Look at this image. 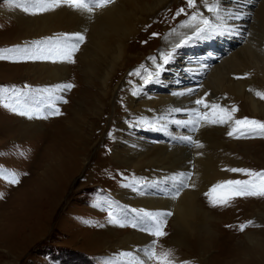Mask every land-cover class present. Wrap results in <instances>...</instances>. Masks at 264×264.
<instances>
[{"label":"rangeland","instance_id":"rangeland-1","mask_svg":"<svg viewBox=\"0 0 264 264\" xmlns=\"http://www.w3.org/2000/svg\"><path fill=\"white\" fill-rule=\"evenodd\" d=\"M203 1L194 0V7H189L188 0H178L179 3L175 6V17L178 20L173 21L169 27L165 26L166 34L159 41L160 44L147 47L143 51L137 49L135 50L137 52L125 53L124 56L118 57L115 47L112 46L105 56H98L92 64L85 61L87 59L84 57L92 51L91 39L94 36L91 32L83 35V42L72 55L71 59L74 62L65 61L68 70L70 67L69 72L71 73L73 69L78 74L83 90L75 94L74 87L71 90L65 89L58 96L62 99H56L57 97L47 95L38 86L30 85V82H34L31 76H24L28 72L26 68L29 67V61L31 63L36 61V59L25 57L39 53V48H36L33 41L26 40L30 37L28 32L12 40L11 38L14 37H12L9 22L11 18L7 16L10 11L21 10L23 7L9 3V0H0V50L17 47L24 50L13 53L4 52L2 54L9 58L0 59V264L122 263V261L117 263L111 257L110 251L113 249L108 246L116 244L114 239L108 240L97 250H93L91 245L97 232L100 234L116 231L119 237L125 230L132 229L136 225L134 221L132 222V218L136 217L130 213V208L123 202L117 201L115 197L117 192L137 184H132L131 173L125 177L124 172L114 168L118 163L112 158V146L121 128L116 121L113 125V121L130 113L125 103V94L130 90L129 85L138 79V75L147 69L149 63L157 60V56L162 57L171 50L170 46L174 43L173 40L178 36L179 31L184 29V24L194 15L196 16L195 5L200 6ZM16 4L24 3L16 0ZM171 5L172 3H169L167 7ZM256 7L258 14L249 20L246 29L240 32L241 35H245L244 38L241 39L239 34L222 37L207 36L206 39L194 43V46L185 43V47L178 50L180 56L175 64L180 63V59H183L186 53L192 59L206 57L215 65V70L220 74L225 86L228 82L232 83L233 79L240 78L239 86L242 88V95H238V92L234 90L235 82L230 85L229 91L227 87L225 88L231 115L236 120L247 118L264 123V98L256 94L257 92L264 94V69L263 66L258 65L262 63L261 61L257 62L258 64L255 62L264 56V14L262 13L264 0H257ZM180 9L184 11L180 12ZM132 22L134 20L130 24ZM246 46L251 48L250 53L247 52ZM219 53L222 54L220 57ZM127 57L131 59L128 65L124 61ZM230 57L237 60L235 62L237 66L233 65L232 61L228 64ZM166 64L168 65V61ZM18 65L22 69L17 72L18 75H15L14 69L19 68ZM107 72L109 75L118 74L114 79L110 78L113 81L107 88V97L103 101V107L101 106L105 108L104 122L94 130L97 126L94 123L97 117L95 110L96 107L99 108L95 99L102 94L101 80ZM211 76L212 74L203 77L202 81L212 88ZM179 78L181 82L173 83L172 77L163 75L162 80L152 83L147 92L143 93L144 95L133 101L134 108L146 107L159 95L167 94L174 89L196 85L187 75H181ZM111 89H114V92ZM119 89H125L121 97H119ZM249 91H253V94ZM72 93L74 95H71ZM249 95L254 100L253 105L248 100ZM13 108L17 111H12ZM233 108L236 110L232 111ZM56 109L61 114H49ZM19 111H28L33 118L22 116L18 114ZM176 115L182 116V114ZM50 119L58 120L48 122ZM184 119L186 118L182 120ZM187 121L195 125L193 136L203 145V147H195L191 144L190 151L198 156L199 162L203 161V155L211 157L217 174L212 180L204 182L201 181L200 174L198 175L197 172L196 176L190 177L188 183L175 195L174 200L184 195H191L198 203L199 211L195 216L194 227L190 231L183 230L174 223V217L171 214L166 215L158 228L149 230L152 236L150 249H154L156 256L170 253L167 259L173 264H183L185 261L189 264H211L213 248L222 247L224 241L236 236V242L232 247L235 255L232 264H264V196L237 194L236 189L240 186L224 183L249 179L255 180L257 184L260 183L255 176L233 172L231 169L249 168L253 173L264 172V155L263 159L261 157V163L249 162L254 146L257 152L264 154V134H260L259 130L253 132L251 126L238 125L235 127V132L228 135L223 131L228 126L226 123L221 128L208 130L199 126L202 121L199 120L198 124L197 118L191 117ZM50 125H56L58 129H61L59 135L66 136L65 140L74 141L77 154L80 151L78 155L73 152L71 158L64 157L58 161L59 178L71 171L59 198H57V191L48 198L39 196L41 198L36 207L35 200L29 201L31 197L28 193L27 179L33 180V175L25 177V171L27 166H35L36 176L43 178L46 175L45 172L56 164V156L51 158L53 149L50 147L51 144L55 146V138L44 141L45 145H49L43 156L39 155L42 147L38 137L43 129L49 128ZM129 130V133H143L146 139L150 138L161 143L169 137L156 129L143 127L140 123L134 124ZM185 131L188 133L189 130ZM73 161L75 163L72 166ZM103 161L105 164L110 162L111 167H107V164L100 165ZM59 171L62 172L59 173ZM13 179L18 180V183H12ZM217 197L224 198L223 207L227 209L230 207L228 209L230 218L227 219L224 216L227 212H221L220 201H218L220 199L216 200ZM39 202L42 203L39 204ZM13 205H15L14 209H12ZM31 206L33 207L29 208ZM109 213L119 223H111ZM220 214L224 216L222 219L219 218ZM219 220L225 222L228 220V222H221V227L218 225ZM249 221L252 223L249 224ZM121 224L124 226H120ZM241 225L247 226L241 230ZM219 229L222 231L221 239L224 237L222 241L216 238ZM157 230L163 234L154 235L153 233ZM145 264H158V261L155 258L149 259L147 256Z\"/></svg>","mask_w":264,"mask_h":264},{"label":"bare ground","instance_id":"bare-ground-1","mask_svg":"<svg viewBox=\"0 0 264 264\" xmlns=\"http://www.w3.org/2000/svg\"><path fill=\"white\" fill-rule=\"evenodd\" d=\"M20 1L22 3L27 2V0ZM152 1L154 2L152 3ZM169 3H172V5L167 7ZM178 3V0H157L156 2L155 0H112L111 3L104 7L94 8L91 13L74 10L72 7L61 4L59 7L44 12H37L36 14H33L31 8L27 12L22 8L17 11H10L7 16L9 19L11 18L9 22L12 37H14L11 38L12 40L18 38L20 35L22 37L26 32L30 33V37L26 39H29L30 42L46 41L48 38H51V43L36 45V48L44 49L45 53L57 41H62L65 36H72L77 33L85 35L91 32L94 36L91 39L92 51L84 58L87 59L85 61L94 64L98 56H105L106 52L112 46L115 47V52L118 57L124 56L125 53L132 54L133 52H137L135 51L137 49L143 51L147 47L155 46L165 37V26L169 27L173 21L178 20L175 17V6ZM256 6L257 0H204L202 5L199 6L196 4V19L193 20L190 18L186 24L203 28L205 26L199 22L202 19H207L211 25V30H206L196 35L194 34L195 30L193 27L185 26L183 30L179 31L178 36L174 38V43L170 46L171 50L162 57L157 56V60L149 63L147 69L138 75V79L129 85L130 90L125 94V103L130 113L113 121V125L116 121V124L118 123L117 125L121 129L112 146V158L118 163L114 168L124 172L125 177L131 173L132 184H137L136 186L130 185L124 191L115 194L117 201L123 202L130 208V213L136 217L135 219L132 218V222L134 221L136 225L132 229L125 230L119 237L116 231L100 234L97 232L91 241L93 250L103 247V244H106L108 240L113 241L112 239H114L116 244L114 246H108V248L113 249V251H110L111 257L117 263L122 261L120 264H145L148 256L146 250L150 249L152 243V236L149 234V230L156 228L157 221L160 224L163 217L166 216V213H170L174 217V223L181 229L190 231L194 227L195 216L199 211L198 203L191 195H184L174 200L175 195L188 183L190 177L196 176L197 172L198 175L200 174L201 181L204 182L205 180L206 182L212 180L217 172L211 157L203 155V161L199 162L198 156L190 151L191 144L184 138L190 136L196 141V138L193 136L195 125L189 123L187 120L191 119V117L197 118L198 124L199 120L202 121L199 126L201 125L208 130L221 128L224 123H212L211 121L214 117L224 116L226 118L227 115H231L225 88L227 87L229 91L231 89L230 85H233L235 82L236 86H234V90L238 92V95H242L243 91L241 86H239L240 78L238 76L239 80L233 79L232 83L228 82V85L225 86L221 81L220 74L215 70V65L212 64L211 59H207L206 57L192 59L186 53L183 56L184 58L180 59V63L176 65L175 63L180 56L178 50L180 51V48L183 49L185 43L190 44L189 46H194V43L206 39L205 37L207 36L222 37L224 35L239 34L241 39L244 38L245 35H241L240 32H243L248 26V21L255 18L258 14L255 10L257 8ZM210 7L216 10L208 11ZM262 13L264 14V10ZM133 20L134 22L130 24ZM154 33L157 35H153ZM186 47L188 46L186 45ZM246 50L250 53L251 48L246 46ZM138 54L140 53L138 52ZM169 54L171 55L169 56ZM218 55L220 57L222 54L219 53ZM249 56L251 55L249 54ZM128 57L126 60L124 59L127 65L131 60ZM165 59H167L168 65L164 62ZM231 61L235 65L237 60L232 57L231 60L229 59L228 64ZM259 61L262 63L258 64L257 62ZM220 62L222 64L224 63V61ZM255 62L259 66H263L264 69V56L255 60ZM28 68H26L28 72L24 76H31L30 78L34 82H30V85L38 86L47 95L54 97L60 96L62 92L57 91V86L67 83L74 85L73 92L75 91V94L79 90H83V85L79 81L76 71L71 69L72 71L70 73V67L68 70L67 66H65V60L57 56H52L50 59H36L32 63L29 61ZM21 69L20 66L14 69L16 70L15 75H18L17 72ZM162 73L163 75H167L168 78L172 77L171 81L173 83L181 82L179 77L181 75H187L189 79L194 80L196 85L172 89V92L159 95L146 107L134 108L133 101L141 97V95H144L143 93L147 92V89L150 88L152 83H157L162 80ZM210 74H212V80H210L212 88L202 81L203 77L209 76ZM116 75L113 73L109 75L107 72L103 76L101 80L103 88L101 89L102 94L99 98L95 99L96 105H99V108L103 107V101L107 97V88ZM111 77L113 79H110ZM138 90L139 92H137ZM111 91L114 92V89H111ZM199 92H201L200 95H198ZM124 93L125 89H119V97L123 96ZM249 93L253 94V91H249ZM71 95L74 94L72 93ZM197 100H203V104H196L195 102ZM248 100L253 105L254 100L251 95L248 96ZM214 105L218 107H213ZM99 108L96 107L95 110L97 117L94 123L97 126L94 130L100 127V123L104 122L103 115L105 108L101 110ZM220 109H225L226 111L221 113L219 111ZM116 110L117 107L115 108ZM176 114H182V116L179 117ZM231 117L232 119L226 123L228 126L223 130L225 133L233 132V129L238 126L235 124L236 119L232 115ZM183 118L186 119L182 120ZM53 120L58 119H50L48 122ZM137 123L142 124L143 127L161 131L164 136H169L166 137L168 140L161 143L150 138L146 139L143 133H129V129ZM60 130L56 125H50L49 128H44L38 137L42 147L41 154H39L40 157L43 156L44 152H46L45 149L48 147L47 145H49H45L44 141L56 139L55 146L50 145L53 149L51 158L56 156V164L45 172L46 175L43 178H39L38 175L36 176L35 166L26 167L27 172L25 171V177L33 175V180L30 178L27 179L29 181L28 193L29 197H31L29 201L32 199L35 200L36 207L38 200L41 198L39 196L48 198L57 191V198H59L68 182L71 171L59 178L58 161H61L64 157H67V159L71 158L73 152L75 155H78L80 151H78V154L75 152L76 144L74 141L65 140L66 136L59 135ZM185 130H189L188 133ZM135 140H137L136 143ZM140 144L142 145L140 146ZM255 147H253L252 153L250 154L249 162L253 161L254 164H257L258 162H262L261 157L263 159L264 154L263 152H257ZM74 163L75 161H73L72 166ZM109 163H106L107 167H111ZM106 164L103 161L100 165L105 166ZM248 170L250 169L248 168ZM61 172L59 171V173ZM29 197L27 198L29 199ZM219 199L221 212H227L224 216L227 219L230 218V212L228 210L230 207L228 209L225 206L223 207L222 201L224 198ZM41 203L39 202V204ZM14 206L12 209H14ZM217 211L219 212V210ZM146 213H151L152 215H145ZM224 216L220 214L219 218L222 219ZM153 217H156V219H153ZM221 222L226 223L228 220L226 222L219 220L218 225L222 227ZM221 233L222 231L219 229L216 238L222 241L224 237L221 239ZM231 233L235 234V232ZM235 242L236 236L224 241L222 247L213 248L211 264H232L235 256L234 248L232 247Z\"/></svg>","mask_w":264,"mask_h":264},{"label":"snow or ice","instance_id":"snow-or-ice-1","mask_svg":"<svg viewBox=\"0 0 264 264\" xmlns=\"http://www.w3.org/2000/svg\"><path fill=\"white\" fill-rule=\"evenodd\" d=\"M112 0H27L26 3L24 4H16V0H9V3L14 4L15 6L18 7H23L24 10L27 12L31 8L33 10V14H36L37 12H44L51 10L55 7L61 6V4H65L69 7H72L74 10H81V11H86L88 13H91L94 8H101L106 6L107 4L111 3ZM188 6L189 7H194V0H188ZM216 9L210 7L208 8V11H215ZM180 12H183L184 9H180ZM179 14V13H178ZM193 20L196 19V16L194 15L192 17ZM199 23L203 24L205 27L201 28L195 25H184V26H190L193 27L195 32L194 34L199 35L200 33L206 31V30H211V25L209 24V21L207 19H202ZM157 35V34H153ZM84 40V36L82 34H73L72 36H65L62 41H57L56 44L52 47L49 48L48 51L45 53L44 49H39V54H32L29 56H26L25 58L27 59H50L52 56H57L61 58L62 60L68 61V62H74L72 61V55L75 51L78 50L80 43H82ZM35 45L39 46L45 43H51V38H48L46 41H35L33 42ZM179 46V45H178ZM24 51L20 49L19 47L14 48V49H3L0 50V59H8L9 57L3 55L2 53L7 52V53H13V52H21ZM171 54H169L170 56ZM165 63L167 62V59L164 61ZM74 87V85L67 83L64 85L57 86V91H62V90H71ZM4 91H7V89H4ZM47 91V90H45ZM258 96H261V98H264V94H261L259 92L256 93ZM56 99H62L57 97ZM65 103L67 101H64ZM196 104H203V100H197L195 102ZM7 106V105H5ZM207 106V105H205ZM213 107H218V106H213ZM236 109L233 108L232 111H235ZM12 111H17L16 108H13ZM221 113H224L226 110L225 109H220L219 110ZM20 115L22 116H28L30 119L33 118L31 113L28 111H19ZM50 115H59L61 114L58 109L55 111H50ZM46 118V117H45ZM232 119L231 115H227L225 118L224 116H219V117H214L212 119V123H227ZM236 125H248L251 126V129L253 132H256L259 130L260 134H264V123L256 120H249L247 118L243 120H236L235 121ZM235 131V129H233ZM233 132H229L228 135H232ZM188 143L192 144L195 147H203L202 144L198 143L197 141H194L192 137H185L184 138ZM233 172H243L245 174H248L250 176H255L260 183L257 184L255 180H245V181H226L224 182L226 185H237L240 186L238 189H236L237 194H243V195H250V196H264V172L260 173H253L251 170L248 169H231ZM12 183H18V180L13 179L11 181ZM145 215L151 216V213H146ZM166 215H170V213H167ZM110 216V222L111 223H119V221L115 218H112V214L109 213ZM153 219H156V217H153ZM249 224L252 222L249 221ZM120 226H124L121 224ZM159 226V221H157V228ZM247 225H241L240 228L243 230ZM154 235H162L163 233L159 232L158 230L153 233ZM146 253L148 255L149 259L155 258L158 261V264H173L172 261L168 260L167 257L170 255V253L166 252L161 254V256H156V253L154 249H149L146 250ZM183 264H189V262H183Z\"/></svg>","mask_w":264,"mask_h":264}]
</instances>
